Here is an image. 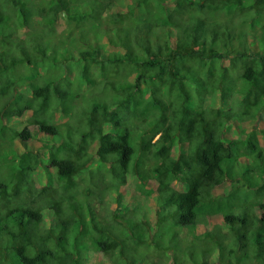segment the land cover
I'll return each instance as SVG.
<instances>
[{
	"label": "trees",
	"instance_id": "trees-1",
	"mask_svg": "<svg viewBox=\"0 0 264 264\" xmlns=\"http://www.w3.org/2000/svg\"><path fill=\"white\" fill-rule=\"evenodd\" d=\"M0 264H264V0H0Z\"/></svg>",
	"mask_w": 264,
	"mask_h": 264
},
{
	"label": "rangeland",
	"instance_id": "rangeland-1",
	"mask_svg": "<svg viewBox=\"0 0 264 264\" xmlns=\"http://www.w3.org/2000/svg\"><path fill=\"white\" fill-rule=\"evenodd\" d=\"M59 30H60V28H59ZM126 189V193L127 194H132V195H135V190H134V188H133V186H132V183L130 182L126 187H125ZM221 190V189H220ZM135 192V193H134ZM149 204H153L152 202H149ZM199 232H202V230H199ZM197 230L195 231V234H197V233H199ZM94 258V257H93Z\"/></svg>",
	"mask_w": 264,
	"mask_h": 264
},
{
	"label": "clouds",
	"instance_id": "clouds-1",
	"mask_svg": "<svg viewBox=\"0 0 264 264\" xmlns=\"http://www.w3.org/2000/svg\"><path fill=\"white\" fill-rule=\"evenodd\" d=\"M181 68H182V70H184V67H183V66H182ZM169 81H170V80H169V78H168V79L166 80V83H169ZM164 82H165V80H164Z\"/></svg>",
	"mask_w": 264,
	"mask_h": 264
}]
</instances>
